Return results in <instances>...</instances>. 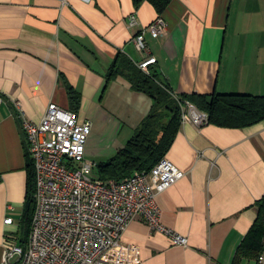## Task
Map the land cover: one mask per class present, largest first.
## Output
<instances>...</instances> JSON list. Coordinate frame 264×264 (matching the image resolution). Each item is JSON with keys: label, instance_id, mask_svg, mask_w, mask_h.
Returning <instances> with one entry per match:
<instances>
[{"label": "crops", "instance_id": "crops-1", "mask_svg": "<svg viewBox=\"0 0 264 264\" xmlns=\"http://www.w3.org/2000/svg\"><path fill=\"white\" fill-rule=\"evenodd\" d=\"M160 16L167 33L146 34L145 54L133 38L158 17L146 2L0 0V261L5 244L22 240L29 155L22 119L39 123L50 103L69 110L67 86L81 95L79 119L101 123L85 148L97 163L126 144L151 108L125 79L106 82L118 54L134 64L155 58L150 71L179 96L264 95V0H173ZM140 103L148 110L138 114ZM119 115L129 121L126 138ZM165 158L185 176L156 197L159 223L187 245L139 218L121 241L138 247L139 264H232L264 195V121L245 129L182 124Z\"/></svg>", "mask_w": 264, "mask_h": 264}, {"label": "built area", "instance_id": "built-area-1", "mask_svg": "<svg viewBox=\"0 0 264 264\" xmlns=\"http://www.w3.org/2000/svg\"><path fill=\"white\" fill-rule=\"evenodd\" d=\"M136 23L137 16L132 14L129 25ZM166 33L167 24L158 16L134 36L133 45L146 54L145 35L158 38ZM155 64L151 57L135 63L146 74ZM172 96L178 100L176 94ZM3 102L0 95V105ZM179 103L181 125L207 124L206 113L188 102ZM21 127L34 164L35 208L25 246L5 244L0 264H139L138 247L121 241L128 223L138 218L167 235L174 245H187L186 238L159 223L156 197L185 176L168 159L120 182L102 181L94 175L97 162L85 156L91 122L50 103L39 123L22 119ZM4 223L10 225L12 219ZM258 263L264 264V253Z\"/></svg>", "mask_w": 264, "mask_h": 264}, {"label": "trees", "instance_id": "trees-1", "mask_svg": "<svg viewBox=\"0 0 264 264\" xmlns=\"http://www.w3.org/2000/svg\"><path fill=\"white\" fill-rule=\"evenodd\" d=\"M172 1L132 0L136 8L143 2L148 3L158 16L164 13ZM118 78L125 79L132 91L147 96L151 100V108L126 144L111 158L97 164L94 175L102 181L120 182L134 172H149L166 156L181 127L179 102H188L206 113L207 124L219 128L245 129L264 121V95L191 94L177 95L176 100L156 72H142L123 54L117 55L105 74L107 83ZM67 88L69 110L78 113L81 95L73 87ZM26 156V195L20 243L23 246L27 242L35 208L34 164L30 156ZM254 207L257 210L256 220L238 246L232 264H259L258 259L264 253V195Z\"/></svg>", "mask_w": 264, "mask_h": 264}, {"label": "rangeland", "instance_id": "rangeland-1", "mask_svg": "<svg viewBox=\"0 0 264 264\" xmlns=\"http://www.w3.org/2000/svg\"><path fill=\"white\" fill-rule=\"evenodd\" d=\"M255 26V25H254ZM253 26V27H254ZM117 81H120L121 83H123V84H127L126 83V81L123 79V78H120V79H118ZM143 98H145L146 100H148L146 97H144V96H142ZM151 103V102H150ZM151 106V105H150ZM145 108H143V104L142 103H140V104H138L137 106H136V111H137V113L138 114H141L142 113V110H144ZM145 110H148V108H146ZM150 110V109H149ZM119 117L122 119V124L125 126V128H124V130H123V133H122V138H126V136H128L129 134V127H130V125H129V121L127 120V117L126 116H124L123 117V115H119ZM100 125H101V123H99V122H95V123H93V126H92V131L93 132H97L96 131V127L98 128V127H100ZM98 164V163H97ZM252 264V263H251Z\"/></svg>", "mask_w": 264, "mask_h": 264}]
</instances>
